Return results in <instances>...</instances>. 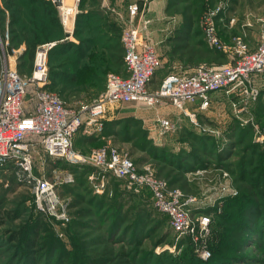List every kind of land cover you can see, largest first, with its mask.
<instances>
[{"label": "rangeland", "instance_id": "1", "mask_svg": "<svg viewBox=\"0 0 264 264\" xmlns=\"http://www.w3.org/2000/svg\"><path fill=\"white\" fill-rule=\"evenodd\" d=\"M79 1L65 0L64 3L61 0L58 8L64 32L70 34L67 39L71 40L73 37L74 41L77 40L73 33L71 34L69 26L64 25V20L66 7H73L74 14L77 15L80 11ZM94 3H101V7L108 11L112 20L122 30L132 25H141L144 18L149 19L148 28L142 30L141 36L155 46L160 61L153 82L150 83L153 89L158 88L163 77L170 73H178L180 69L190 73L200 65L217 67L229 64L238 37L242 39L247 50L252 51L257 48L264 35V0H89L87 4ZM134 4L139 6V11L135 14L132 11ZM5 7L4 1L0 0V8L5 9V13L0 15L2 53L7 56L11 67L19 69L24 75H29L34 69L38 47L34 61L30 62L25 44L18 39L11 40L10 14ZM225 8L231 9V13L228 14L235 20L230 21L229 24L219 23L217 33L219 30L223 39L219 34L218 36L224 47H213L204 36L201 17L210 10L220 9L219 12H222ZM185 24L189 26V33L181 42L178 40V35L183 33ZM48 59L49 54H47V62ZM125 72L126 69L123 68L122 71L115 73L124 75ZM258 86L259 94L256 97L237 89L230 92L222 89L211 93L208 108L202 112L196 111L197 123L187 114L183 117H175V127L172 130L161 133L158 128V132L156 130V134L153 135L149 121L145 122L137 117L139 122L128 127L130 129L128 140L113 136L106 140L79 144L77 148L73 144V148L89 155L97 145L111 140L121 152L127 153L133 159L139 171L150 169L159 177L171 181L173 187L186 195L201 198V202L196 206L203 208H199L200 210L196 208L194 215L208 214L204 213L205 210H210L215 205L221 208L216 212H221L227 198L239 194L241 188L255 184L252 181L251 183L240 181L236 171L240 165L243 149L250 143L258 145L264 152V94L260 95L264 82ZM102 93L91 96L89 92L81 90L69 99L61 98L70 108L79 110L83 103L94 102ZM237 137H243L244 142L240 148L234 149L231 147V142ZM220 155L223 158L220 159ZM54 160L56 159L46 156L41 149H36L33 151V174L57 183V193L61 202L65 204L68 218L58 219L56 215L44 212L38 207L31 185L23 181L26 174L19 173L22 170L16 165L19 171L9 170L0 174V179L2 178L0 199L5 198V204L1 208L4 214L0 210V219L3 221L0 227V241H4L8 236L5 229L25 231L39 218L45 226V230L41 227L42 235L46 237L49 233L67 249L74 247L72 241L74 242V237L79 239L77 234H80L82 241L87 242L90 249L101 248L109 242L118 255L117 251L124 249L123 247L130 249L128 243L130 239H126L134 235L135 231H132V227L138 228L140 236L137 237L142 239L141 245H137L139 249L141 247L144 250H151L157 255L163 251L173 254L181 252L185 246L182 237L178 238L167 222L163 221V217L158 215L148 187L143 186L139 189L134 187L137 190L134 191L131 188L134 185L129 184L130 180L120 177L119 180L113 174L103 176L104 171L89 162L83 164L93 168V171L88 174L83 186H80L77 178L81 176V171L68 168L64 159ZM58 162L61 163L59 166ZM22 175L24 177H21ZM69 176L73 177L74 181H66ZM116 186L122 188V196L117 202L119 205L115 204L113 191L105 198L107 204H113L114 208L120 209L123 215L126 213L128 215L121 221V227L116 228L112 233L108 228L109 218L100 220V214L96 213V208L93 209L96 199L95 202L92 199L95 198L94 193L102 194L105 188L115 189ZM97 187L101 188V191H98ZM133 193L135 194L132 196ZM105 199L102 198L100 201ZM208 215L212 218L215 212L212 210ZM210 237L209 231L203 243L208 249ZM20 241L18 249L23 247L25 249L26 237L24 236ZM38 243H43V239L39 237ZM193 245L197 255L202 257L200 242ZM84 246L81 244L80 248L84 250ZM11 249V245L7 242L0 245V264H25L22 259L23 252L15 254ZM106 264H115V261L111 259Z\"/></svg>", "mask_w": 264, "mask_h": 264}, {"label": "built area", "instance_id": "2", "mask_svg": "<svg viewBox=\"0 0 264 264\" xmlns=\"http://www.w3.org/2000/svg\"><path fill=\"white\" fill-rule=\"evenodd\" d=\"M219 10L205 13L201 17V27L211 46L223 48L217 33ZM132 11L135 14L139 6L134 4ZM234 20L230 19L231 22ZM64 25L67 26L66 19ZM148 25L149 19L144 18L141 25L123 30L128 74L122 76L110 72L100 98L90 104L83 103L79 110L70 108L58 93L45 88L50 81L47 54L56 42L40 45L31 75H23L10 66L7 56L2 53L3 39L0 36V167L8 160L16 161L26 174V183L35 192L38 207L62 220L68 217L65 204L57 193V183L33 174V151L36 149H41L50 158L64 159L71 164L92 163L104 172L127 178L136 189L146 186L153 193L157 209L168 215L178 238L188 236L194 243L200 242L202 258L207 259L211 252L203 243L210 231L211 217L208 214L194 215V211L203 208L196 206L201 198L170 188L166 180L158 178L150 169L139 171L133 159L111 140L86 155L73 148V138L81 128L88 135L99 133L104 119L127 102L155 107L167 100L197 123V112L188 111L187 104L198 100V110H205L210 104L211 93L215 91L237 89L258 96V85L264 82V35L252 51H248L238 37L229 64L220 67L200 65L191 74L170 73L157 89L151 91L149 85L160 61L155 46L141 36ZM69 30L73 31V28L69 27ZM158 120L161 133L175 127L168 118ZM65 180L74 181L71 176ZM97 190L101 191V188L97 187Z\"/></svg>", "mask_w": 264, "mask_h": 264}, {"label": "trees", "instance_id": "3", "mask_svg": "<svg viewBox=\"0 0 264 264\" xmlns=\"http://www.w3.org/2000/svg\"><path fill=\"white\" fill-rule=\"evenodd\" d=\"M3 1L6 10L10 14L9 31L12 36L11 40L18 39L25 44V50L28 53L30 62L34 61L37 47L48 41H56V44L48 52L47 65L50 81L45 85L46 89L58 93L60 97L65 99L77 95L81 90L89 92L91 96H96L105 90L107 76L110 72H120L125 68L126 72L122 76L128 74L124 61L123 30L112 20L108 11L101 7V3L89 5L87 4L89 0L79 1L80 11L76 15L73 31V36L77 41H74L67 39L70 34L64 32L63 29L58 10L61 0ZM230 8L233 9V7ZM230 8H225L218 13L216 19L217 29L220 25L219 23H230L231 16L228 14L231 13ZM4 10L0 8V15L5 13ZM54 29L57 31L55 32ZM182 32L178 35V40L181 42L186 39L189 33V26L185 24ZM218 34L222 37L219 30ZM17 70L20 74H23L19 69ZM153 79L150 83L153 82ZM262 94H264V87L261 88L260 95ZM138 122L139 119L135 117L121 119L108 117L104 119L103 128L99 133L88 135L83 132V128L78 130L73 138L74 147L77 148L79 144L95 140H106V138H113V136H120L122 139L128 140L130 134L128 127H130V124L134 126ZM243 142V137H237L231 142V147L234 149L240 148ZM105 144L106 141L97 145V147ZM219 158H223L222 155ZM263 159L264 152L259 149L258 145L250 143L249 146L245 147L236 173L240 181H249L250 183L252 181L255 184L245 186L239 190V194L227 198L221 212H216V210L221 209L217 205L210 210H205L204 213L207 212L208 214L212 210L215 212L210 222L211 237L208 242L211 256L207 259L197 255L194 243L188 236L181 238L185 246L179 254L163 251L157 255L151 250H144L141 247L139 249L137 245H141L142 239L137 237L140 236L138 228L133 229L132 227L131 229L135 233L131 238L126 239H130L128 241L130 249H126L125 246L123 248L126 250L120 249L117 251L118 255L113 251L109 242H106L101 248L90 249L87 242L82 241L80 234V236L77 234L79 239L74 237V242L72 241L74 247L67 249L57 239L50 236L49 233L46 237L42 235L43 232L40 230L42 229L41 227L45 230V226L40 222L39 218L25 231L5 229L4 231L8 236L5 237L4 241H0V245L7 242L12 247V253L20 254L23 252L22 259H24L25 264H89L90 262L91 264H106L111 259L115 261V264H264ZM56 160L60 161V159ZM68 163L66 161L68 168L77 169V172L81 171V176L79 175L77 180L80 186H83L93 168L85 164ZM59 164L61 163L58 162V166ZM16 165L18 164L14 160L6 161L0 167V174L9 170L13 172L19 171V167ZM77 172L76 174L78 175ZM19 173L25 174L24 171H19ZM107 174L112 175L111 172L102 173L103 176ZM154 174L161 178L156 173ZM113 176L119 180L122 178L114 174ZM21 177L24 176L22 175ZM161 179L166 180L170 188H176L171 185V181L168 179L163 177ZM129 184L130 186L133 185L131 182ZM134 187L132 186L131 188L137 191ZM112 191L114 192L112 196H115V204L119 205L117 202L122 196V188L120 189L117 186L115 189L105 188L102 194L94 193L95 198L92 200L95 202L96 199L93 209L96 208V213L100 214V220L109 218L110 225L108 228L113 233L116 228L121 227L120 223L128 213L123 215L122 211L118 208L115 209L113 204H107L108 201L105 198L111 195ZM148 191L153 199V206L156 212L171 227L168 215L157 209L154 204L153 193L150 189ZM102 198L106 202L104 200L100 201ZM92 200L88 201L92 202ZM3 204H5V198L0 199V210H2ZM39 212L37 213L40 215L41 213ZM1 213L4 214V211L2 210ZM2 224L3 221L0 219V227ZM126 229L129 228L126 227ZM24 236L26 237V248L18 249L20 240ZM39 237L43 239V243H38ZM81 244L85 245L84 250L80 248Z\"/></svg>", "mask_w": 264, "mask_h": 264}, {"label": "crops", "instance_id": "4", "mask_svg": "<svg viewBox=\"0 0 264 264\" xmlns=\"http://www.w3.org/2000/svg\"><path fill=\"white\" fill-rule=\"evenodd\" d=\"M65 3V0H63ZM75 14L73 16L72 20V25L70 26V28H75ZM73 31H71V34L73 33ZM73 40L74 38L71 37ZM179 70V69H178ZM181 72V73H180ZM180 72L178 71L179 74H186L187 70H182L180 69ZM193 72V71H192ZM187 73V74H191ZM164 78V77H163ZM163 78L160 81V84L163 80ZM159 84V85H160ZM159 87V86H158ZM149 89L151 90H155L152 88L151 85H149ZM200 101H195V102H191L187 104V110L188 111H199L202 112V110H198V105H199ZM183 115H186L184 113V111L178 109L177 107H175L171 102L169 101H164L163 103H161L158 106L155 107H150V106H146L143 105L141 103L132 101V102H127V103H123L121 105H119L118 107L115 108V110L109 114V118H126V117H138L143 119L145 122L149 121V125H150V130L152 131V134H156V130L158 132V128L160 129V123H159V118H168L170 120H172L174 122V118L175 117H183ZM176 120V119H175Z\"/></svg>", "mask_w": 264, "mask_h": 264}, {"label": "bare ground", "instance_id": "5", "mask_svg": "<svg viewBox=\"0 0 264 264\" xmlns=\"http://www.w3.org/2000/svg\"><path fill=\"white\" fill-rule=\"evenodd\" d=\"M73 15H74L73 7H66V12H65L66 23H67V26H69V27L72 25V20L71 19L73 18ZM40 58H41V56H39V59Z\"/></svg>", "mask_w": 264, "mask_h": 264}, {"label": "water", "instance_id": "6", "mask_svg": "<svg viewBox=\"0 0 264 264\" xmlns=\"http://www.w3.org/2000/svg\"><path fill=\"white\" fill-rule=\"evenodd\" d=\"M54 42H56V41H54ZM55 44H56V43H54L53 46H54Z\"/></svg>", "mask_w": 264, "mask_h": 264}]
</instances>
